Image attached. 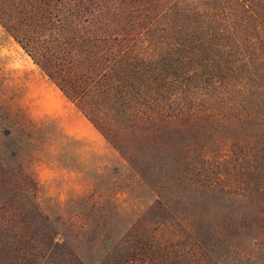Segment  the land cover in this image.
I'll return each instance as SVG.
<instances>
[{"label":"rangeland","instance_id":"rangeland-1","mask_svg":"<svg viewBox=\"0 0 264 264\" xmlns=\"http://www.w3.org/2000/svg\"><path fill=\"white\" fill-rule=\"evenodd\" d=\"M106 1L119 21L146 0L88 3L99 33L117 13ZM171 2L155 20L150 46L165 58L151 85L177 93L157 101L179 120L151 134L113 110L124 156L98 131H61L50 102L69 99L0 22V214L46 218L85 264L141 217L163 222L158 247L133 240L150 264H264V0Z\"/></svg>","mask_w":264,"mask_h":264},{"label":"trees","instance_id":"trees-1","mask_svg":"<svg viewBox=\"0 0 264 264\" xmlns=\"http://www.w3.org/2000/svg\"><path fill=\"white\" fill-rule=\"evenodd\" d=\"M162 1L131 3L119 21L116 8L123 7L118 5L113 11L106 1L103 6L117 13L113 14V26L102 33L97 32L99 21L87 6L92 3L102 7L101 0H0V22L62 93L124 156L122 144L114 138L115 113L126 115L128 119L132 117L137 124L144 123L151 134L160 126L158 121L179 120L181 113L178 109L167 113L157 101L158 95L172 102L180 100L177 93L151 85L153 72L161 67L165 58L150 46L157 35L155 20L170 12L173 5L171 0ZM144 35L148 37L146 42L142 40ZM177 42L180 41L172 44ZM169 49L168 55L172 53ZM187 57L185 53L178 60ZM193 100L190 96L188 101ZM101 106L109 111V116L102 112ZM127 159L136 167L135 154H129ZM1 189L5 188L0 184V209L5 210ZM134 223L95 258L94 264H150L149 257L137 255L135 249L140 246L133 240L139 236L144 246L158 247L162 243L163 222L141 217ZM49 226L46 218L35 215L17 217L1 213L0 264H85L82 252L71 248L64 238L57 240Z\"/></svg>","mask_w":264,"mask_h":264},{"label":"crops","instance_id":"crops-1","mask_svg":"<svg viewBox=\"0 0 264 264\" xmlns=\"http://www.w3.org/2000/svg\"><path fill=\"white\" fill-rule=\"evenodd\" d=\"M50 103L55 123L64 134L83 137L85 134H96L98 131L71 100H51Z\"/></svg>","mask_w":264,"mask_h":264}]
</instances>
